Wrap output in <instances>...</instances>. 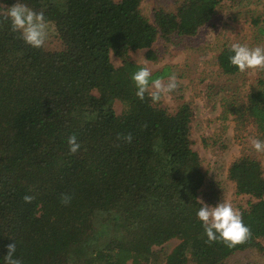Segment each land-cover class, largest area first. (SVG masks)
<instances>
[{
	"label": "trees",
	"instance_id": "trees-1",
	"mask_svg": "<svg viewBox=\"0 0 264 264\" xmlns=\"http://www.w3.org/2000/svg\"><path fill=\"white\" fill-rule=\"evenodd\" d=\"M142 1L21 0L54 27L61 45L49 49L13 32L7 9L16 0H0V260L14 242L23 264H227L237 252L264 251L262 164L243 154L228 169L236 193L249 196L239 209L249 239L209 242L196 211L222 191L193 149V109L141 100L132 80L143 66L131 51L149 49L156 60V41L194 36L223 1L238 0H174L152 17ZM262 21L253 19L264 35ZM229 55L224 46L218 66L237 76ZM169 75V67L152 72ZM226 106L264 135V88Z\"/></svg>",
	"mask_w": 264,
	"mask_h": 264
},
{
	"label": "rangeland",
	"instance_id": "rangeland-1",
	"mask_svg": "<svg viewBox=\"0 0 264 264\" xmlns=\"http://www.w3.org/2000/svg\"><path fill=\"white\" fill-rule=\"evenodd\" d=\"M173 1L143 0L141 9L147 17H152L154 8ZM169 6L175 8L174 4ZM258 16L263 24L264 0H238L235 4L223 1L212 21L201 27L196 35L156 41L152 47L157 54L156 60L147 57L149 49L130 52V59L148 67L151 73L169 67L170 75L161 79L163 84L168 83L173 73L176 74L178 87L164 93L160 102L170 112L177 111L184 103L191 105L194 112L193 149L201 157L207 180L216 186L217 181L220 182L222 197L219 202L228 201L238 210L248 205L249 196L236 193L235 183L228 178V169L237 158L248 154L262 164L264 171V153H258L252 147V141L264 139V135L250 119L239 122L226 105L234 100L245 101L253 90L264 88V70H248L237 76L224 75L217 59L222 48L231 43L264 46V35L253 23ZM49 26L45 46L59 48L61 44L55 29L50 23ZM112 59L115 65L121 64L115 56ZM116 108L121 111L119 103ZM179 243L178 239L166 243V250H172ZM262 243L264 246V239ZM227 264H264V251L237 252Z\"/></svg>",
	"mask_w": 264,
	"mask_h": 264
},
{
	"label": "clouds",
	"instance_id": "clouds-1",
	"mask_svg": "<svg viewBox=\"0 0 264 264\" xmlns=\"http://www.w3.org/2000/svg\"><path fill=\"white\" fill-rule=\"evenodd\" d=\"M7 16L11 21V30L19 33L26 44L33 48L44 46L50 26L43 12H36L21 0H16L7 9ZM229 53L230 64L236 66L241 73L248 70H264V46L250 47L236 42L229 45ZM132 80L136 86V96L143 100L147 94L153 102L158 101L164 93L178 87L175 73L170 76L167 84H163L160 79L152 78L148 67H141L135 71L132 74ZM127 139L131 142L132 137L129 135ZM67 142L70 153L74 154L81 148L74 134L68 137ZM252 147L256 152L264 153V139H254ZM24 199L31 201L32 197L25 196ZM196 216L209 242L222 241L227 247L233 248L246 242L251 235L250 228L244 223L241 212L228 201H221L214 205L201 201ZM7 249L0 264H23V261L15 255L16 242L8 244Z\"/></svg>",
	"mask_w": 264,
	"mask_h": 264
}]
</instances>
